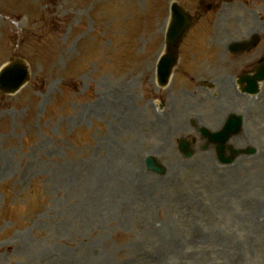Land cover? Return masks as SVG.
Returning <instances> with one entry per match:
<instances>
[{
  "label": "rangeland",
  "instance_id": "374dc122",
  "mask_svg": "<svg viewBox=\"0 0 264 264\" xmlns=\"http://www.w3.org/2000/svg\"><path fill=\"white\" fill-rule=\"evenodd\" d=\"M171 1L0 0V67L23 56L30 71L0 95V264H264V111L230 142L257 152L230 164L196 131L264 109V94L239 107V60L206 52L196 67L193 37L182 43L191 68L181 77L178 60L158 86ZM182 1L216 46L215 14ZM263 3L225 11L222 45L252 30L264 45ZM181 137L196 139L189 158Z\"/></svg>",
  "mask_w": 264,
  "mask_h": 264
},
{
  "label": "water",
  "instance_id": "95a60500",
  "mask_svg": "<svg viewBox=\"0 0 264 264\" xmlns=\"http://www.w3.org/2000/svg\"><path fill=\"white\" fill-rule=\"evenodd\" d=\"M172 12H173L172 23L170 25V29L167 34L170 50L174 49L179 37V28H178L179 8L177 7L176 4L172 5ZM174 61H175V57L172 51L169 52L166 56H164V58L161 60L159 64V78L161 83L166 82L167 76ZM26 78H27L26 66L21 64L19 61L13 62L12 64L7 65L0 71V90L4 92H14L23 84ZM206 135H208L209 137H213V135L217 136L216 138H214L217 141H222L225 139V136L220 138L221 134H206ZM221 147L222 146L218 148V151L220 153L223 152ZM234 153H236V150L233 151V154ZM187 155H189V153ZM147 164L149 168L155 171L158 172L163 171V169L159 166V164L152 158L147 159Z\"/></svg>",
  "mask_w": 264,
  "mask_h": 264
},
{
  "label": "flooded vegetation",
  "instance_id": "af4514ba",
  "mask_svg": "<svg viewBox=\"0 0 264 264\" xmlns=\"http://www.w3.org/2000/svg\"><path fill=\"white\" fill-rule=\"evenodd\" d=\"M235 0H201L202 3H206L205 6L208 10L217 11L216 7H223L225 5L232 4ZM253 4H258V0H252ZM257 34V43L255 46L247 47L246 51H242L238 54H233L236 59H242V68L240 72L236 75L235 80H239V76L243 75H253L264 63V47H260L263 43L261 42V36L263 35L261 31L254 32L250 34L249 39L252 35ZM260 47V48H259ZM250 56V57H247ZM238 82V81H237ZM237 87V84L235 82ZM240 89H245L247 87V82H243L238 84ZM239 91L240 100H243L244 96H248L244 94L242 91ZM245 111H247L245 109Z\"/></svg>",
  "mask_w": 264,
  "mask_h": 264
}]
</instances>
